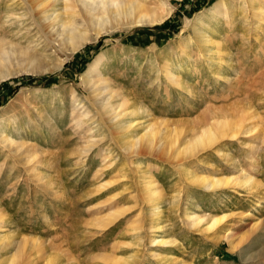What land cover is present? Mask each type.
<instances>
[{"label":"rangeland","instance_id":"374dc122","mask_svg":"<svg viewBox=\"0 0 264 264\" xmlns=\"http://www.w3.org/2000/svg\"><path fill=\"white\" fill-rule=\"evenodd\" d=\"M163 2L156 11H170L158 23L96 37L87 29L93 39L75 51L46 50L44 65H58L49 72L33 73L16 57L0 61V72H15L0 81V128L13 140L0 143V213L12 243L24 240L0 251V264H264V0ZM100 60L101 74H91ZM224 62L227 78L212 76L207 65ZM90 79L108 84L111 103L128 100L120 110L140 111L130 133L117 137L100 123ZM204 126L219 138L195 148ZM141 135L150 152L123 151ZM189 175L233 180L207 190ZM150 178L152 198L142 192ZM189 214L223 219L205 232Z\"/></svg>","mask_w":264,"mask_h":264},{"label":"bare ground","instance_id":"6f19581e","mask_svg":"<svg viewBox=\"0 0 264 264\" xmlns=\"http://www.w3.org/2000/svg\"><path fill=\"white\" fill-rule=\"evenodd\" d=\"M161 2L162 4L164 3L163 0H0V19H1L0 23H2L3 21L6 23L5 25L3 24L0 26V61H7V60L9 61L12 58L16 57L17 60L26 63L28 65V69L30 68V71L33 73H38L42 71L46 72L47 70L49 71L54 70V67L58 66L56 63H55L56 65L54 64L52 66L44 65L45 60L48 58L47 56L53 51L55 52V50L59 51L61 49H65L69 52L75 51L78 47H81L84 42L89 40L91 41V39L93 38L86 36L87 29L94 30L93 32L96 37L100 32L105 31L107 29L112 30V28L117 26L118 27L121 26L120 28H122L123 25L127 26L132 24L135 26H139V25L158 23L161 20H163L166 14L167 13L169 14L170 11L169 10L167 12L166 10L165 12L164 9H162L164 12L163 13L162 11H160L161 10L160 9L159 10L160 13L157 12L156 10L158 9H156L155 6ZM74 6L75 7L77 6V9H75ZM224 7H225L224 1L215 5V12H214L215 14L213 16L215 19L214 23L217 24L218 22L217 19L223 13L222 11ZM233 9L234 10L231 12V15L232 16L237 15L236 13H238V9L237 8H233ZM76 10H79V13L76 12ZM154 10L157 14H155ZM200 23H201L202 31H205L208 25L206 24V22L201 21ZM13 32L15 33V36L17 35L18 37L19 35L21 38H24V40L27 41L25 42L26 43L25 46L24 45L21 46L19 44H13L11 42L5 41L4 37H2L4 34L6 36L7 35L6 33L10 34ZM201 34H204V32H202ZM205 41L209 42L210 40H205ZM48 49L49 50L51 49L52 51V52L50 51L49 54L46 53V50ZM207 52H210V50H207ZM222 52H225V54L227 55L228 49L223 47ZM212 58L213 61L217 60V57L215 56ZM102 59L105 58L103 57ZM101 61L102 60L96 63V67H94L92 72H90L91 74L95 72L98 73L100 72L101 74V70H100L101 67L100 64L102 63ZM189 61L187 60L188 63ZM167 63H168L167 65H170L172 61L168 60ZM227 65L228 63L224 62L223 64L222 63L218 64L216 65L215 68H213L211 64H208L207 69L208 71H210V74L212 76L215 77L222 76L223 78H227V76L223 74L225 68H227ZM191 67L193 68L191 64L189 66H187L186 64V69L189 70ZM177 68L180 69L181 71L185 69L182 66H177ZM175 72H169L166 75V79L169 80L173 85L182 88L183 90L187 89V91H189L188 87L184 84V82L178 80L176 74L179 71L176 72V74ZM14 73L15 72H8V71L0 72V81L14 75ZM193 76L194 75H191L188 78L189 81L193 79ZM103 83L104 81L94 80V79L93 80L90 79V83L88 82L91 88L90 89L91 92L90 91L89 92L92 94L91 97L92 99L89 97L92 100V102H90V106L91 109L97 114L100 123L103 126L105 125V128L106 127L110 129L114 128L116 130V136L121 137L122 134L126 132V130H128L130 133V131H132V129L136 126V123H133L129 119L135 116L140 111L138 112L137 110L132 109L131 107L133 104H131V106H128L123 110H120L121 107H123L126 104L130 105V103H127L128 100L125 99H123L122 101L116 104H113L114 102L111 103L108 100L109 96L107 98L106 96H103L105 91L108 90L107 89L108 84L99 87V85ZM142 113L145 115L146 110L143 109L141 111V114ZM213 123L214 122H212V124ZM98 125L100 124L98 123ZM208 125H210V122ZM218 125H220V122L217 120L215 126ZM147 126H151V125H146L145 127ZM204 127L199 131L197 135L192 136L193 139L192 142L196 144L195 148L200 146L203 147V145L209 147L215 142V140L219 138V137L211 136V132H212L211 129L213 127L211 128H206V126ZM124 139L126 138L124 137L123 140ZM98 140L96 141L98 142ZM0 143H7L8 146H13V140L7 137L3 127L0 128ZM125 144L126 145L123 147V151L129 152V149L131 150L134 147L133 150L134 152L132 151V153L135 156L139 154H144L146 152H150L151 149L150 148L151 139L149 137L144 138V136L142 135L136 138L133 137L132 139H127L125 141ZM21 154L23 155L24 153ZM129 154H131V152H129ZM137 173L143 174L140 167L138 168ZM189 176L190 178H192V180L195 179L196 181H199V183L203 185L202 187L206 188L207 190H212L221 187L223 185L227 186V184L230 183V180L231 181L233 180L231 178H220V179L218 178V179L208 180L204 178H199L198 176L195 177L194 175L193 176L189 175ZM247 182H251L249 177H245L241 180V183L243 184H246ZM238 183L240 184V181ZM154 184L155 182L152 180V178H150V181L145 183L144 189L142 191L143 194H145L149 198H152L154 195H156L158 191L155 189L156 187ZM186 218L191 219L192 224L194 225L195 228L197 226L198 227L200 226L201 230L205 232L211 230L216 224H219L221 219H223V217H219V218L210 217L208 219H205L202 216H196L194 214H189L187 215ZM8 220L9 219L7 217H3L2 213H0V222H1L0 251H4L5 249L9 248L11 244H13L11 240V236L5 232V227ZM151 241H152L151 243L156 245L157 244L165 245L166 243H168L165 240H160V239L159 240L153 239ZM169 243L171 244V242ZM23 244H24V240L21 242H17L16 244L13 245L15 247V250L17 251ZM229 246L231 247L230 249L233 248L231 242H229ZM127 259L132 260L131 257Z\"/></svg>","mask_w":264,"mask_h":264},{"label":"trees","instance_id":"16d2710c","mask_svg":"<svg viewBox=\"0 0 264 264\" xmlns=\"http://www.w3.org/2000/svg\"><path fill=\"white\" fill-rule=\"evenodd\" d=\"M4 84V86H6L7 84L6 83H3Z\"/></svg>","mask_w":264,"mask_h":264}]
</instances>
